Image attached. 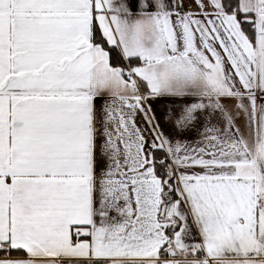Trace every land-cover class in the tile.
I'll list each match as a JSON object with an SVG mask.
<instances>
[{"label": "snow or ice", "instance_id": "6c2138e0", "mask_svg": "<svg viewBox=\"0 0 264 264\" xmlns=\"http://www.w3.org/2000/svg\"><path fill=\"white\" fill-rule=\"evenodd\" d=\"M0 264H264V0H0Z\"/></svg>", "mask_w": 264, "mask_h": 264}]
</instances>
